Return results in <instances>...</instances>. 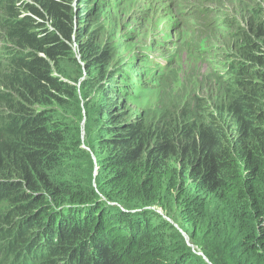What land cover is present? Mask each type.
Segmentation results:
<instances>
[{"label": "trees", "instance_id": "1", "mask_svg": "<svg viewBox=\"0 0 264 264\" xmlns=\"http://www.w3.org/2000/svg\"><path fill=\"white\" fill-rule=\"evenodd\" d=\"M177 2L210 69L138 107L109 1L0 0V264H264V0Z\"/></svg>", "mask_w": 264, "mask_h": 264}, {"label": "rangeland", "instance_id": "2", "mask_svg": "<svg viewBox=\"0 0 264 264\" xmlns=\"http://www.w3.org/2000/svg\"><path fill=\"white\" fill-rule=\"evenodd\" d=\"M108 1L116 6L108 9L105 15L110 22L108 29L114 31L117 57L121 58L117 59L118 62H130V68L138 71L135 74L150 81L148 88L140 92L134 103L136 106L154 104L159 91L170 80L177 78L182 82L191 73H198L196 78H201L206 68L194 49L199 39L192 35L195 22L192 23L191 17L186 18L190 12H185L182 14L185 25L181 24V16L177 14L179 8L177 10L174 5L177 0ZM231 7L235 14L242 16L239 7ZM204 36L213 37L208 29ZM138 58L140 63L134 65ZM156 58L162 59V64ZM169 72L172 75L166 80Z\"/></svg>", "mask_w": 264, "mask_h": 264}, {"label": "clouds", "instance_id": "3", "mask_svg": "<svg viewBox=\"0 0 264 264\" xmlns=\"http://www.w3.org/2000/svg\"><path fill=\"white\" fill-rule=\"evenodd\" d=\"M108 1V0H107ZM214 2L213 3H215V2H219L220 0H213ZM110 2V1H109ZM197 3V2H196ZM212 3V4H213ZM110 4H112V6H113V8L114 7H116L113 3H109L108 5H110ZM106 6V8H108L109 10L110 9H112V6ZM200 4H198L197 3V6H199ZM178 7H182L181 6V3L180 4H178ZM194 7V6H193ZM193 7H192V9L190 10L189 8H183L182 9V11H183V14L185 13V12H190L189 14H187V17L186 18H188V17H193L192 16V14H193V12H194V10H193ZM231 6L229 5V7L228 6H217V5H215L214 6V8L215 9H219L220 10V12L223 14V15H226V14H229L231 17H234V16H236L237 17V19L240 21V20H242V18L241 17H239L237 14H235V12H234V10L232 9V7L230 8ZM201 11L203 12L204 10H206L204 7H202L201 6ZM193 10V11H192ZM204 15V14H203ZM181 16V15H180ZM184 19L185 18H183L182 19V16H181V24L183 23L184 25H185V22H184ZM213 19H217V20H219L220 22H222L223 21V16L222 15H217V16H213ZM195 22V24H193V28L194 29H192V32H196L197 31V28H198V25L197 24H200V21L199 20H195L194 18H192V23H194ZM213 26L212 27H210L209 26V29L210 30H215V25L214 24H212ZM213 37H211L210 39H208V38H206L204 41H202V43H200V45H199V50H200V52H201V54H200V57L202 58V60H203V64L205 65V68H206V70L207 69H210V62L208 61V57H211V50L208 48L210 45H209V42H210V44H213V39H212ZM208 41V42H207ZM156 61L160 64V63H162L163 61H162V59H159V58H156ZM140 63V60H139V58L136 60V63L134 64V65H137V64H139ZM135 67V66H134ZM217 67H219V68H217ZM220 67L221 66H219V65H216V64H214L213 65V72H218L219 73V69H220ZM132 69V72H133V83H132V86H134L135 84H139V87H138V93L140 94V92H142V91H144L145 90V88H148L147 86L148 85H150V81H148V80H146L145 78H141L139 75H137V74H135V72H138L137 70H135V69H133V68H131ZM141 68H140V66H138V70H140ZM220 74V73H219ZM139 98V96L137 97V99ZM82 123V125H83V122H81ZM84 148H86L85 146H83ZM87 149V148H86ZM96 174V173H95ZM200 253V252H199Z\"/></svg>", "mask_w": 264, "mask_h": 264}]
</instances>
